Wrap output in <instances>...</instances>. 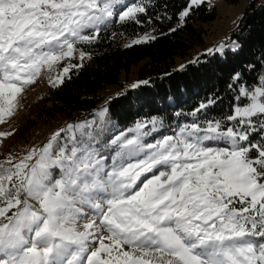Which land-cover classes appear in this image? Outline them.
Wrapping results in <instances>:
<instances>
[{"label": "snow or ice", "instance_id": "1", "mask_svg": "<svg viewBox=\"0 0 264 264\" xmlns=\"http://www.w3.org/2000/svg\"><path fill=\"white\" fill-rule=\"evenodd\" d=\"M203 2L190 0L181 21ZM139 14L143 3L123 0H0V124L43 72L57 87L81 66L59 64L90 58L77 43L97 42L113 21L141 23ZM237 90L247 103L232 114L170 135L152 118L104 138L105 108L99 122L67 124L43 147L9 155L0 162V264H264V137L250 140L264 132V74Z\"/></svg>", "mask_w": 264, "mask_h": 264}, {"label": "trees", "instance_id": "2", "mask_svg": "<svg viewBox=\"0 0 264 264\" xmlns=\"http://www.w3.org/2000/svg\"><path fill=\"white\" fill-rule=\"evenodd\" d=\"M141 3L147 7L146 15H138L141 23L113 21L97 42L79 43L90 58L86 56L81 61L78 54L73 57L72 65L81 66L71 68L63 84L50 86L32 105L35 118L28 117L26 124L17 129L14 134L17 142L27 136L38 120L57 115L91 117L103 101L101 92L110 86L107 111L124 130L152 118L170 126L194 120L203 123L221 119L232 114L236 106L247 103L236 99L237 87L238 83L258 85L259 77L264 74V0H253L244 11L232 34V42L238 47L223 55L218 51L202 54L197 51L206 44L205 25L218 17L214 6L208 3L193 6L181 21L180 13L189 7L188 0H142ZM148 31L155 39L123 45L127 39ZM195 52L197 55L193 57ZM177 59L190 62L182 69H174ZM135 67L138 69L132 80L129 75ZM237 72L242 80L233 82ZM209 100L215 103L195 116L190 115ZM225 123L231 126L235 122ZM262 137L264 132L250 134L254 142H261Z\"/></svg>", "mask_w": 264, "mask_h": 264}, {"label": "rangeland", "instance_id": "3", "mask_svg": "<svg viewBox=\"0 0 264 264\" xmlns=\"http://www.w3.org/2000/svg\"><path fill=\"white\" fill-rule=\"evenodd\" d=\"M188 1L190 4V0ZM252 1L253 0H204L203 3H208L209 5L214 6L216 8L218 17L214 22L205 25V28L207 29V33L205 35L206 44L203 48L197 51L200 54L204 52H209V50L217 49L221 44L225 45L223 53L219 52L221 55H223L228 50H232L233 45H237V43L232 42V34L236 32L237 28L233 31H231V28L234 25L238 27L244 11L247 9V7ZM141 2L142 0H123L124 5L140 4ZM147 34L154 36L151 31H148ZM143 36L144 35L141 34L135 38H129L124 41L123 45L128 46L134 44L133 41L140 39ZM76 48L78 50H82L79 43L76 44ZM212 52L215 53V51ZM195 55H197V52L193 54V57ZM72 59L73 58L64 60L61 64H59L58 68L62 69L64 66L72 64ZM189 62L190 60L177 59L174 69H182ZM137 69L138 68L135 67L129 75L132 80L135 79ZM49 75H55V73L43 72L34 84L28 86L24 93L19 97V105L17 107L15 115L9 118L6 123L0 124V132L12 133V135H9L7 137H0V140H2V143H0V162H4L9 155L15 157L16 159H19L20 157L26 155L27 152L33 147H43V145L48 142L53 132L58 131L61 128H65L67 124H75L93 120L99 122V117L97 116V113L102 109H107V100L111 96L112 86L108 87L107 91L101 92L103 101L102 103L98 104L99 107L94 110L93 115L91 117L80 118L75 115L72 118H69L66 116L57 115L54 118H50L48 120H38L37 123L31 128L27 136L17 142L14 135L15 132L21 125L26 124L28 117H30V119L32 120L33 118H35V114H32L31 110L32 105L34 103L36 104L39 97L43 93H45L50 86H52V84H50L48 80ZM104 119L107 122V132H105L104 138L113 136L119 132H125L128 129L135 127V125H133L132 127H129L125 130L122 129L118 125L117 121L109 116L108 111ZM180 126H170L164 124V128L161 129V131L164 134L170 135L173 134V130H178ZM95 127L96 125H93V128ZM150 128L151 125H149V129ZM61 136H65V134L61 133ZM154 137L159 138V133H153L152 136H149L146 139L151 141ZM61 143H67V139L65 138L61 141ZM2 153L3 158H1ZM13 162L15 163L16 161L14 160ZM53 175L54 178H59V171H54ZM33 203L35 202L33 201Z\"/></svg>", "mask_w": 264, "mask_h": 264}, {"label": "built area", "instance_id": "4", "mask_svg": "<svg viewBox=\"0 0 264 264\" xmlns=\"http://www.w3.org/2000/svg\"><path fill=\"white\" fill-rule=\"evenodd\" d=\"M237 26H232L231 31L236 30Z\"/></svg>", "mask_w": 264, "mask_h": 264}]
</instances>
